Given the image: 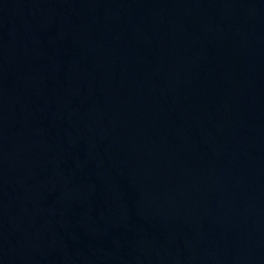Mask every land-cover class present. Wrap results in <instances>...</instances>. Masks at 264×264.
Listing matches in <instances>:
<instances>
[{
	"label": "water",
	"instance_id": "1",
	"mask_svg": "<svg viewBox=\"0 0 264 264\" xmlns=\"http://www.w3.org/2000/svg\"><path fill=\"white\" fill-rule=\"evenodd\" d=\"M0 264H264V0H0Z\"/></svg>",
	"mask_w": 264,
	"mask_h": 264
}]
</instances>
